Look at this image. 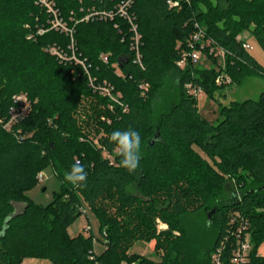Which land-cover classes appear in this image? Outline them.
Instances as JSON below:
<instances>
[{"label":"trees","instance_id":"obj_1","mask_svg":"<svg viewBox=\"0 0 264 264\" xmlns=\"http://www.w3.org/2000/svg\"><path fill=\"white\" fill-rule=\"evenodd\" d=\"M127 1L49 0L72 29L69 35L47 30L49 16L37 0H0V120H8L14 96L24 94L30 103L27 116L10 131L0 124V264L24 259L212 264L233 212L250 225L248 264H264L258 254L264 213H256L264 206V92L256 100L220 106V119L212 125L183 88L198 86L213 100L216 92L240 86L245 78L264 80V67L242 49L240 39L248 33L264 52V0H131L127 15L139 37L137 51L131 25L116 10ZM40 29L46 32L37 35ZM198 31L224 53L223 70L211 57L208 68L176 66ZM71 43L87 74L74 61L49 53L54 48L71 57ZM220 72L231 79L229 86L215 85ZM170 76L177 100L155 117V102ZM89 78L109 85L115 101L93 91ZM86 104L91 113H83ZM129 128L141 135L135 173L120 166L117 153L113 162L102 156L116 151L111 133ZM76 160L87 171L83 187L64 179ZM47 169L59 190L43 207L27 192ZM232 181L236 192L224 201ZM16 204L24 205L20 212ZM84 207L97 221L98 239L67 232ZM199 214H205L213 238L186 224ZM157 223L166 229L158 231ZM94 242L103 247L98 255ZM136 242L152 243L158 260L130 255ZM229 255L225 248L222 264H229Z\"/></svg>","mask_w":264,"mask_h":264},{"label":"rangeland","instance_id":"obj_2","mask_svg":"<svg viewBox=\"0 0 264 264\" xmlns=\"http://www.w3.org/2000/svg\"><path fill=\"white\" fill-rule=\"evenodd\" d=\"M45 13L47 14L46 11H45ZM49 20H50V18H49ZM58 23L60 24V26H63V24H65V22H61L58 20L56 22L54 20L53 26L59 27L57 25ZM51 27H52V25L47 30L57 31L56 30L57 28H51ZM66 29L72 32V29H69L67 26H66ZM45 32H46V30L40 29V30H38L37 35H42ZM64 33H66V32H64ZM242 37L247 39L246 42L249 45L248 53L250 54V56L259 65L264 67V52L261 49V47L254 41V39H252L250 37V35L248 33L242 34L241 38ZM69 39L72 40V37L70 36ZM222 63H223L222 61L218 60L217 64L219 66H221ZM194 66L196 68H208L211 65H210V61L208 59L202 58L199 62L194 64ZM262 92H264V80L263 79L257 78V77L245 78L240 86H234L233 85V86L225 88L222 91L216 92L213 100L209 99L206 95L203 94L201 97H199L196 100V106H197V109H198L200 116L204 120L209 122L210 124L215 125L217 123V121L220 119V116H219V107L220 106H223V105L225 106L231 101L240 102L243 100H256ZM176 100H177V86H176L175 76H170L167 79L165 85L163 86L160 96L158 97L157 101L155 102V107H154L155 117H157L162 112L169 109V107ZM82 111L84 114L85 113H91L90 105L86 104L84 106V108L82 109ZM7 121L8 120H5V121L1 120L0 124L2 126H4L5 124H7ZM97 138H99V135L96 136V138H95L96 141H97ZM116 153H117L116 151L113 152L112 154H107V153L103 152L102 156H103V158L108 159L111 162H113L114 157L112 155H114ZM39 173H43L45 175L44 179L42 180V182L37 181L36 186L27 192V196L34 204L45 207L51 202L53 194L58 192L59 181L53 175L51 169L42 170ZM248 181H249V179H248ZM128 192L135 193V190L133 188H129ZM226 192L227 193H225L224 201L228 200L231 192H236V185L234 184L233 181H232V183H230L228 185ZM23 207H24L23 204L14 205L15 212H20L23 209ZM84 209H85L84 214L82 216H80V217H82L81 221L86 219L85 229H83L82 232H84L85 234H88V235L91 234V236L94 239H98L99 235H98L97 221H96L95 217L93 216V214L86 207H84ZM256 213H264V206L258 208L256 210ZM157 224H158L157 225L158 231L166 229L163 227V225L161 223H157ZM186 224L189 227L196 228L195 230L200 229L199 230L200 232L203 229L204 230V236L207 238H213V236H214L213 228L210 225L207 226V219H206L205 214H199L197 216L188 217ZM87 230H89L88 233L86 232ZM249 240H250V234H249ZM94 245H95V242H94ZM129 254L130 255H139V256H142L144 258H149L152 260H158V257L152 251V243L147 244V243H143V242H136L129 249ZM258 254L260 256H264V241L258 248ZM36 263L37 264H50L46 261H39V260H37ZM20 264H22V263H20Z\"/></svg>","mask_w":264,"mask_h":264},{"label":"built area","instance_id":"obj_3","mask_svg":"<svg viewBox=\"0 0 264 264\" xmlns=\"http://www.w3.org/2000/svg\"><path fill=\"white\" fill-rule=\"evenodd\" d=\"M186 2L188 0H185ZM131 0H128L125 3H121L117 10V14H119L122 18L127 19L129 25H131V30L134 32V48L137 51V42H138V35L136 34L135 26L132 25L130 18L127 15V10L130 6ZM37 3L43 8L50 20L49 25L51 24V28H57V31L66 32L67 34L71 35V31L66 29V25L60 26V22L57 24L59 27L53 26V21L63 22L58 15V12L54 7V5L49 2V0H37ZM170 7H176L177 3L169 2ZM55 9V10H54ZM50 25V26H51ZM242 49L245 51L249 50V45L246 42L242 43ZM71 50V57H67L63 55L61 52L54 48L49 49V53L55 56L58 60L62 62L74 61L76 64H79L83 71L87 74V67L84 65L83 62L77 60L73 54V44L70 45ZM137 62H139V56L136 55ZM215 58L217 60L222 61V65L219 66L221 70L224 69V53L222 50L213 47L209 40H206L203 36L201 31L195 32L189 39L188 45L186 50L181 54L180 59L177 61L176 66L179 69H183L188 63H191L193 66L197 62H199L202 58ZM103 62H106V58L104 56H100ZM89 86L93 91H97L104 96L110 98L113 102L115 101L111 96L112 88L109 87L105 82H103L100 86L94 83V80L91 78L88 79ZM214 83L216 86H229L231 84V79L225 75L223 72H220L214 79ZM184 90L186 95L191 98L198 99L204 93L202 89L198 86L192 84H185ZM13 106L9 110V118L7 124L3 126V129L6 131H10L12 126L23 120L30 109V103L28 102L26 96L24 94H19L13 97ZM1 123V120H0ZM45 175L43 173H39L36 176L38 182H42ZM82 213L83 210H82ZM162 227V226H161ZM160 227V228H161ZM165 228V226H163ZM228 235L225 237L223 245L217 248V250L212 254V264H222L220 255L223 250L226 248L230 249L229 255V264H248L249 259L248 255L251 250V244L249 240V223L248 221L242 217L239 213L233 212L229 215L228 218ZM163 229V228H162ZM121 264H135V263H126L122 262Z\"/></svg>","mask_w":264,"mask_h":264},{"label":"clouds","instance_id":"obj_4","mask_svg":"<svg viewBox=\"0 0 264 264\" xmlns=\"http://www.w3.org/2000/svg\"><path fill=\"white\" fill-rule=\"evenodd\" d=\"M109 140L114 144L115 150L120 157V166L129 173H135L140 167L141 159V135L129 128L127 130H115ZM64 179L73 186H86L87 171L85 166L76 160L70 170L64 173Z\"/></svg>","mask_w":264,"mask_h":264},{"label":"crops","instance_id":"obj_5","mask_svg":"<svg viewBox=\"0 0 264 264\" xmlns=\"http://www.w3.org/2000/svg\"><path fill=\"white\" fill-rule=\"evenodd\" d=\"M240 39L245 41L246 42V38L240 36ZM247 43V42H246ZM81 218L80 219L78 218L68 229H67V232L70 236H74L78 233H81L83 229H85V224H86V219L82 220L81 221ZM103 251V247H101L99 244H96L94 245V252L98 255L100 254L101 252ZM37 260L35 259H24L22 261V264H37L36 263Z\"/></svg>","mask_w":264,"mask_h":264},{"label":"water","instance_id":"obj_6","mask_svg":"<svg viewBox=\"0 0 264 264\" xmlns=\"http://www.w3.org/2000/svg\"><path fill=\"white\" fill-rule=\"evenodd\" d=\"M208 218H209V215H208Z\"/></svg>","mask_w":264,"mask_h":264}]
</instances>
